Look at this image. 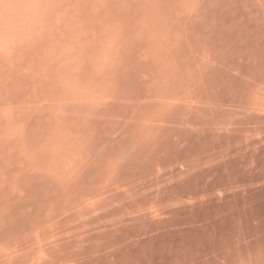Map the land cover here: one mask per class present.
<instances>
[{"label": "rangeland", "instance_id": "1", "mask_svg": "<svg viewBox=\"0 0 264 264\" xmlns=\"http://www.w3.org/2000/svg\"><path fill=\"white\" fill-rule=\"evenodd\" d=\"M0 264H264V0H0Z\"/></svg>", "mask_w": 264, "mask_h": 264}, {"label": "clouds", "instance_id": "2", "mask_svg": "<svg viewBox=\"0 0 264 264\" xmlns=\"http://www.w3.org/2000/svg\"><path fill=\"white\" fill-rule=\"evenodd\" d=\"M27 8L28 5L19 3L5 5L6 11H0V27H3L7 31L19 11Z\"/></svg>", "mask_w": 264, "mask_h": 264}]
</instances>
